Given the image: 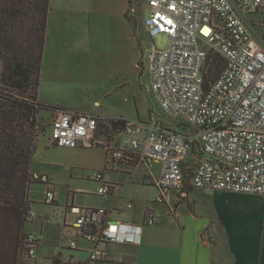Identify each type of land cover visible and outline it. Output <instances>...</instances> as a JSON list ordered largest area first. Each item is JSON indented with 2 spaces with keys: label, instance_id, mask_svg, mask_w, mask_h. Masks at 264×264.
<instances>
[{
  "label": "built area",
  "instance_id": "1",
  "mask_svg": "<svg viewBox=\"0 0 264 264\" xmlns=\"http://www.w3.org/2000/svg\"><path fill=\"white\" fill-rule=\"evenodd\" d=\"M145 6L148 34L170 38L166 47L150 45L145 64L162 114L125 121L120 144L112 147L97 138L98 114L60 109L51 144L103 145L111 162L130 166L131 176L159 163V174L142 184L155 186L162 202L171 191L187 196L192 188L264 195V0H145ZM218 58L224 67L217 72ZM36 177L48 184L46 202H55L49 176ZM93 179L99 195L117 194L103 171ZM157 219L149 208L142 224L113 221L106 208L95 207L72 225L92 243L86 264H126L111 259L105 244H140L143 226ZM23 242L25 256L37 258L40 238L26 232ZM69 246L80 248L78 238Z\"/></svg>",
  "mask_w": 264,
  "mask_h": 264
},
{
  "label": "rangeland",
  "instance_id": "2",
  "mask_svg": "<svg viewBox=\"0 0 264 264\" xmlns=\"http://www.w3.org/2000/svg\"><path fill=\"white\" fill-rule=\"evenodd\" d=\"M148 14L145 0H51L39 100L104 116L106 122L97 138L110 146L120 144L118 126L112 120L143 121L150 114L161 115L149 90L145 64L150 45L166 47L170 38L148 34L144 25ZM55 114L42 108L36 116L37 130L45 131L36 140L32 165L38 173L49 175L57 202H46L48 184L35 181L29 185L28 198L36 216L26 221L24 231L40 238L39 258L31 263L51 264L50 257L58 251L69 255L63 247L73 238L82 246L86 244L73 225L65 227V219L68 216L74 223L80 208L100 201V184L93 179L98 171H103L107 180L126 186L136 206H148L161 220L172 218L176 208L172 200L159 201L155 186L128 183L130 174L120 165L110 169L113 163L105 146L52 145L50 123ZM209 194L211 191L194 190L190 205L185 203L180 209L209 215L213 207ZM115 248L110 243V249ZM74 255L64 257V261L78 264L88 252L77 250Z\"/></svg>",
  "mask_w": 264,
  "mask_h": 264
},
{
  "label": "crops",
  "instance_id": "3",
  "mask_svg": "<svg viewBox=\"0 0 264 264\" xmlns=\"http://www.w3.org/2000/svg\"><path fill=\"white\" fill-rule=\"evenodd\" d=\"M112 163L110 169L116 170V165L127 171L130 169L125 163ZM31 171L36 175L46 174L38 173L34 165ZM159 171V163H155L152 168L142 166L140 171L138 170L133 176L130 175L128 183H142L143 177L146 175L156 177ZM116 185L118 192L110 197H103L97 191L100 201L80 208L76 219L87 208L104 207L109 211L113 221L142 224L144 214L149 207L136 206L135 197L130 192H126V186ZM196 189H190L187 196L171 191L164 202L171 199L176 205L172 218L164 221L159 215L154 225H144L140 244L113 243L117 247L115 249H110V243L105 244L109 257L126 264H264V195L199 189L211 191L212 194L207 196L213 201V207L209 215H197L180 209L185 203L190 205V198ZM65 224L66 228L72 227L73 223L68 221V216ZM19 239L20 216L17 208L14 210L13 207L8 206L4 209L0 206V264H14V262L18 264ZM71 240L63 248H67L70 251L69 255L73 257L77 250L89 252L92 249V243L87 241L83 246L79 244L80 248L73 249L69 246ZM59 253L62 258L69 256L63 251H58L55 255ZM38 258L39 256L35 259ZM36 260L31 264H38Z\"/></svg>",
  "mask_w": 264,
  "mask_h": 264
},
{
  "label": "trees",
  "instance_id": "4",
  "mask_svg": "<svg viewBox=\"0 0 264 264\" xmlns=\"http://www.w3.org/2000/svg\"><path fill=\"white\" fill-rule=\"evenodd\" d=\"M50 11L51 0H0V206L19 212L18 264H31L23 242L24 225L34 219L28 188L35 181L42 182L31 171L36 140L45 131L37 130L36 116L42 108L55 113L68 109L47 105L38 98ZM215 66L218 72L224 62L218 58ZM98 116L104 124L105 117ZM111 123L118 126V133L123 130V119ZM51 260V264H71L61 253Z\"/></svg>",
  "mask_w": 264,
  "mask_h": 264
},
{
  "label": "water",
  "instance_id": "5",
  "mask_svg": "<svg viewBox=\"0 0 264 264\" xmlns=\"http://www.w3.org/2000/svg\"><path fill=\"white\" fill-rule=\"evenodd\" d=\"M125 120H123V123H124Z\"/></svg>",
  "mask_w": 264,
  "mask_h": 264
}]
</instances>
